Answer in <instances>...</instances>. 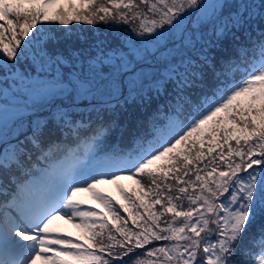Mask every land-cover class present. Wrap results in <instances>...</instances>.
<instances>
[{
    "label": "snow or ice",
    "instance_id": "snow-or-ice-1",
    "mask_svg": "<svg viewBox=\"0 0 264 264\" xmlns=\"http://www.w3.org/2000/svg\"><path fill=\"white\" fill-rule=\"evenodd\" d=\"M100 23L131 39L69 28ZM73 40L86 47L50 51ZM241 48L260 59L238 63ZM77 61L79 75L53 74ZM65 86L102 104L41 123L35 109ZM8 95L0 264H264V0H0ZM128 105L147 115L121 124Z\"/></svg>",
    "mask_w": 264,
    "mask_h": 264
},
{
    "label": "trees",
    "instance_id": "trees-1",
    "mask_svg": "<svg viewBox=\"0 0 264 264\" xmlns=\"http://www.w3.org/2000/svg\"><path fill=\"white\" fill-rule=\"evenodd\" d=\"M98 2L100 3H105L106 0H98ZM205 2H208V0H205ZM141 10H144L146 8V5H141L140 6ZM187 19V18H186ZM131 26L129 24H122V25H118L116 28H108L105 24L100 23L98 24L95 28H93V26L90 25H84V24H78V25H72L69 26L70 29L75 30V32L77 34L80 33H84L88 40L91 41L92 39H94L97 36H103L106 37V43H109L110 45H116L118 43H127V41L129 39H131L130 35H125V33L128 32L129 28ZM47 33L49 36H55V35H62L63 32V27L62 26H58V25H52L50 26L48 29H46ZM73 47H86V45H82L80 41H76L73 40L71 42H67L64 43L62 42L59 46H50V51H57V52H65L67 54V51L71 50ZM256 53V54H255ZM251 51L250 49L245 50L244 48L239 49L236 53H235V59L237 60V62L239 63V61L244 60L247 62L252 61L253 59L256 60V57L259 56V50L257 49L256 52ZM76 68L73 69L71 64L66 63L63 67H61L60 69H56V66H53V74H56L58 77L59 75L62 76H69L71 71H75V75H79V62H76ZM24 67H26V65H24ZM69 89H67V87L65 86V90L64 93H62V95L64 94L63 97V101L66 102L71 98V102L68 101V105L70 103H72V106L74 105H79V110L83 111L82 113H84L85 115H87V113L89 111L92 110V108H90V105H88L89 102L93 101L90 100L89 98H84L83 100H74L73 96L75 95V93L71 94V96L67 95ZM59 95V94H55L54 98ZM115 103V101H114ZM96 106H99L97 104H95ZM76 107V106H74ZM128 111L125 112L122 109H118V113L119 111L121 112V121L124 122L125 118L128 117L129 115H131V118L134 120L135 117L140 116L141 118L145 117L147 115V113H144L143 110L139 109L138 106L136 105H128L126 106ZM71 110V109H70ZM70 110H68V112H70ZM74 110L78 111V109H72V114H77L78 112H74ZM149 111H151V109H149ZM74 119H79L78 116H74ZM262 237L259 235H256L254 240L257 241H261ZM127 259V258H126Z\"/></svg>",
    "mask_w": 264,
    "mask_h": 264
},
{
    "label": "rangeland",
    "instance_id": "rangeland-1",
    "mask_svg": "<svg viewBox=\"0 0 264 264\" xmlns=\"http://www.w3.org/2000/svg\"><path fill=\"white\" fill-rule=\"evenodd\" d=\"M186 22H187V19H186ZM84 98H89L90 100H93L91 97H80V96H76V95H74V100H83ZM51 101H46V102H42V103H50ZM114 102V101H113ZM112 102V103H113ZM55 103L56 102H54V103H52V107L51 108H53V106L55 105ZM95 104H97V105H101L102 104V99L101 98H99V97H97L95 100H93V101H91V102H89L88 103V105H90V107L91 106H94ZM61 105V104H60ZM48 107V105H46V104H43L42 106H40L38 109H35V111L39 114V116H46V115H50L48 112H49V109L48 110H44L43 111V108H47ZM67 109H65L64 108V111H66ZM125 182L126 183H128V181H126L125 180ZM115 189V188H114ZM84 198H86V196H87V194H81ZM58 223V220H56V221H54V224H57ZM62 224V227L63 228H65L64 229V231H66V230H68V231H70V232H75L76 233V231H78L77 229H75V228H73L72 226H71V224H67V223H65V221H63V220H61L60 222H59V225H61Z\"/></svg>",
    "mask_w": 264,
    "mask_h": 264
}]
</instances>
